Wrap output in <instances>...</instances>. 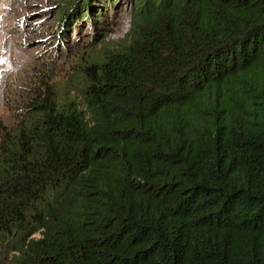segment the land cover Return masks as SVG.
Instances as JSON below:
<instances>
[{"label": "trees", "instance_id": "16d2710c", "mask_svg": "<svg viewBox=\"0 0 264 264\" xmlns=\"http://www.w3.org/2000/svg\"><path fill=\"white\" fill-rule=\"evenodd\" d=\"M95 1L59 37L103 39ZM130 1L77 97L0 124V264H264V0Z\"/></svg>", "mask_w": 264, "mask_h": 264}, {"label": "rangeland", "instance_id": "374dc122", "mask_svg": "<svg viewBox=\"0 0 264 264\" xmlns=\"http://www.w3.org/2000/svg\"><path fill=\"white\" fill-rule=\"evenodd\" d=\"M113 1L117 2L113 7L108 1L94 3L95 10L106 5L109 11L105 37L92 44L94 27L102 25H92L87 18L71 25L64 39L59 37V29L73 12L74 0H0V124L10 125L13 102H19L27 89L37 88L43 81L51 83L60 100L77 97L82 81L77 61L99 54L100 46L125 42L131 1Z\"/></svg>", "mask_w": 264, "mask_h": 264}]
</instances>
